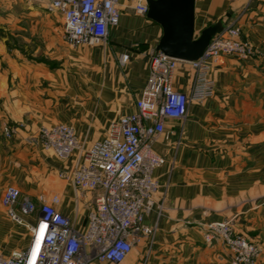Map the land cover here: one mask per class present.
Segmentation results:
<instances>
[{
    "label": "crops",
    "instance_id": "obj_1",
    "mask_svg": "<svg viewBox=\"0 0 264 264\" xmlns=\"http://www.w3.org/2000/svg\"><path fill=\"white\" fill-rule=\"evenodd\" d=\"M49 1L0 0V251L6 255L16 250L6 252L16 234L28 232L2 205L9 186L38 204L41 196L58 195V209L72 219L78 210L79 222L89 213L87 197L77 200L69 178L81 152L61 159L44 146L40 127L69 124L86 146L102 139L114 120L136 111L149 79L150 51L163 34L147 15L126 8L106 43L72 50L60 45ZM215 24L239 26L254 54L221 57L214 67L215 96L192 102L185 119L167 120L153 145L166 159L153 171L160 184L155 198L164 208L144 218L157 229L139 237L119 264H230L222 240L205 238L208 222L227 219L262 246L264 264V0H196L195 37ZM123 52L126 64L119 59ZM193 75V65L180 62L175 88L189 91Z\"/></svg>",
    "mask_w": 264,
    "mask_h": 264
},
{
    "label": "built area",
    "instance_id": "obj_2",
    "mask_svg": "<svg viewBox=\"0 0 264 264\" xmlns=\"http://www.w3.org/2000/svg\"><path fill=\"white\" fill-rule=\"evenodd\" d=\"M45 7L61 16L64 40L77 48L106 43L126 8L146 16L148 0H50ZM240 34L239 26L224 28L202 56L190 62L194 75L189 91L174 86L183 61L151 50L149 79L136 101V111L114 120L105 136L90 146L80 141L69 124L42 125L39 135L44 146L61 159L81 152L82 160L69 178L78 190L77 200L87 197L89 213L79 222L78 210L72 219L58 209V195L41 196L38 204L18 187L9 186L2 205L10 220L26 228L29 240L8 255L0 251V264H119L139 237L151 236L157 228L146 226L144 218L154 208L159 213L164 208L155 198L160 184L153 171L166 162L154 150V142L168 119H185L192 102L215 96L214 67L221 57H252L253 47ZM119 59L126 64L129 54L123 52ZM12 131L8 128L7 134ZM205 238L222 240L231 252L230 264H260L262 246L238 232L233 219L208 222Z\"/></svg>",
    "mask_w": 264,
    "mask_h": 264
},
{
    "label": "water",
    "instance_id": "obj_3",
    "mask_svg": "<svg viewBox=\"0 0 264 264\" xmlns=\"http://www.w3.org/2000/svg\"><path fill=\"white\" fill-rule=\"evenodd\" d=\"M195 3L196 0H148L147 16L163 30L157 50L193 62L202 56L211 39L224 30L222 25L215 24L195 37Z\"/></svg>",
    "mask_w": 264,
    "mask_h": 264
},
{
    "label": "rangeland",
    "instance_id": "obj_4",
    "mask_svg": "<svg viewBox=\"0 0 264 264\" xmlns=\"http://www.w3.org/2000/svg\"><path fill=\"white\" fill-rule=\"evenodd\" d=\"M43 13H48L46 12L45 10L43 11ZM51 13V12H50ZM49 20L51 21L52 23V27H53V30L56 29L57 32H58V36H59V41H60V45L63 43V44H66L70 49H76V48H72L71 46H69L66 42H64V38H63V27H62V18L59 14L57 13H51L49 15ZM43 41H45V39L43 38ZM43 59V62L45 64H50V60L46 58V55L44 54V56L42 57ZM65 59V54L63 53V48L61 47L60 48V53H59V64L61 65L62 62L64 61ZM29 240V236H28V232H25V230H21L19 231L17 234H16V241H15V245L13 246H7V249H6V252L7 251H11L13 249H21L25 246V244L27 243V241ZM4 248V246H3ZM2 248V250H4Z\"/></svg>",
    "mask_w": 264,
    "mask_h": 264
}]
</instances>
